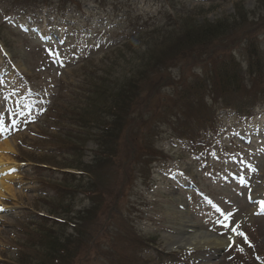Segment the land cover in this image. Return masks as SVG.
I'll return each instance as SVG.
<instances>
[{
  "label": "rangeland",
  "instance_id": "rangeland-1",
  "mask_svg": "<svg viewBox=\"0 0 264 264\" xmlns=\"http://www.w3.org/2000/svg\"><path fill=\"white\" fill-rule=\"evenodd\" d=\"M0 37V264H264V0H0ZM115 96L157 126L113 156Z\"/></svg>",
  "mask_w": 264,
  "mask_h": 264
},
{
  "label": "trees",
  "instance_id": "trees-1",
  "mask_svg": "<svg viewBox=\"0 0 264 264\" xmlns=\"http://www.w3.org/2000/svg\"><path fill=\"white\" fill-rule=\"evenodd\" d=\"M66 1H70V0H59V3L62 4L63 2H66ZM198 28H201V29H198ZM198 28H197V30L195 32H193L195 34H192L191 36L187 35V37L191 41L192 45L209 43V41L218 39V38H220L221 35H223L222 32L220 33V28H218L217 25H215L212 28V26L204 24V25L199 26ZM192 31L193 30H191V32ZM227 55L224 56L225 63L227 61L230 62L232 60L229 55L234 57L233 54H227ZM232 64L234 66V68L232 69V71H233L232 75L227 72L225 67H220V68L217 67L213 71L212 76L205 75V79L210 81L211 85L213 86L212 89H208L206 85H204V88L200 87L199 85H196V84L192 85V87L194 85H196L195 88L197 87V91H201L202 92V93L198 94L196 98L202 99V102L204 104L203 107H205L206 102H208V100H211L215 96L214 93H211L212 90H217L219 92H225V91L229 90L230 88H234L235 83H237V81H238V75H239V73L243 72V69L236 62H233ZM249 67H250V64H249ZM217 78H219V79H217ZM196 79H199V78L196 76ZM195 88H192V90L195 91L196 90ZM127 92H128V90L126 88V85L121 86L120 94L128 99ZM185 94H186L185 92H181V93H179V96H181L182 98H185ZM113 100L116 101V103H115L116 106H111L110 110L112 108H114V109L111 110L109 114H107V113L105 114V117L106 116H110L111 117L110 122H109V127L106 128L108 130L106 131L105 134L109 137V139L110 138L112 139V142H113L112 147L113 148L111 150H109V151L106 150V151H104L102 153H105V152L107 153L108 152V154H112L113 156H116V154H117V150H116L117 144H119L120 142H122L124 140H127V139L131 138L132 136H136V135L141 136L145 140L148 132L151 133V130L152 129L154 130L153 126H157V125L153 124V125H149L148 126V124H146V126H147L146 128H142V127L138 126L136 124V121L139 119V115H138L137 112H135V108H134L133 103L129 100V102H130L129 106H127L126 104H123L122 106H120V105L117 104V97L116 96L113 98ZM100 106L102 107V105H100ZM123 106L126 107V109H125V112L122 114L121 112H119V108L121 110V108ZM243 106H246L247 108L251 109L255 105L252 103L251 100H249L247 105H243ZM101 109L103 110L104 107H102ZM157 113L165 119V121H162V122L168 121L164 117L165 107H163L161 110L159 109L157 111ZM213 118H217V115H214ZM97 124L100 127L105 125L104 123H101V122H99ZM103 138L105 140L102 141V144H103V146H105L107 138L106 137H103ZM155 152L156 153L162 152V150L158 151V150L155 149ZM145 154L151 156V159L147 160L149 162V164L146 165V170H145V173H147L150 164L156 161V159H154L155 156H154V151H153L152 146L146 151ZM142 155H144V154H142ZM91 183L97 184L96 179L94 178ZM85 195L94 196L95 194H94V191H86ZM82 217L84 218L85 216H82ZM124 224H125V222H124ZM75 225L76 224L74 223V226ZM90 225H91V222L89 224L84 223L83 230H86L87 227H89ZM78 228H79V226H78ZM79 230H82V228H80ZM85 233L86 232H84L83 234L85 235ZM64 248H65L64 245L59 244L58 246H55L54 250L56 252L57 251H61L62 252V251H64ZM109 255L112 258H114V254L111 253Z\"/></svg>",
  "mask_w": 264,
  "mask_h": 264
},
{
  "label": "bare ground",
  "instance_id": "bare-ground-1",
  "mask_svg": "<svg viewBox=\"0 0 264 264\" xmlns=\"http://www.w3.org/2000/svg\"><path fill=\"white\" fill-rule=\"evenodd\" d=\"M8 148H9V147H8ZM1 162H2V159H1V157H0V165H2ZM257 188H258V186H255V191L251 193V197L253 198V200H255V204L253 205V206H254V209L259 210V209H261V208H264V203H262V202H264V192H260L259 189H258V191H257ZM255 192H256V193H255ZM187 228H189L190 231L196 229V228L193 227V226H191V227H187ZM193 232H194V231H193ZM179 241H180V240H179ZM179 241H177V242H179ZM180 244H189V243H187V242H183V241H180ZM212 250H213V252H212L211 255H209V256H213V255L215 254L216 250H214V249H212ZM212 250H210V251H212Z\"/></svg>",
  "mask_w": 264,
  "mask_h": 264
},
{
  "label": "snow or ice",
  "instance_id": "snow-or-ice-1",
  "mask_svg": "<svg viewBox=\"0 0 264 264\" xmlns=\"http://www.w3.org/2000/svg\"><path fill=\"white\" fill-rule=\"evenodd\" d=\"M262 203H264V202H262Z\"/></svg>",
  "mask_w": 264,
  "mask_h": 264
}]
</instances>
